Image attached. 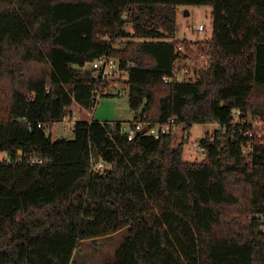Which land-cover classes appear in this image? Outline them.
Returning <instances> with one entry per match:
<instances>
[{
  "label": "trees",
  "instance_id": "trees-1",
  "mask_svg": "<svg viewBox=\"0 0 264 264\" xmlns=\"http://www.w3.org/2000/svg\"><path fill=\"white\" fill-rule=\"evenodd\" d=\"M180 4L213 6L197 49L210 61L169 82L192 43L176 39ZM106 54L145 121L184 124L177 146L173 132L130 140L118 120L54 134L74 102L95 106L101 80L86 65ZM235 109L264 117V0H0V264H74L83 241L124 227L107 264H264V221L251 217L264 214V140L243 152ZM214 122L205 158L185 160L192 126Z\"/></svg>",
  "mask_w": 264,
  "mask_h": 264
},
{
  "label": "rangeland",
  "instance_id": "rangeland-1",
  "mask_svg": "<svg viewBox=\"0 0 264 264\" xmlns=\"http://www.w3.org/2000/svg\"><path fill=\"white\" fill-rule=\"evenodd\" d=\"M212 11L213 6L206 4H180L177 6L178 27L176 38L180 41L186 39L192 42L190 48L183 46L184 50H180L179 60L176 62L182 73L181 77H183V75L185 76L183 78L184 80H188L189 78L197 79L200 75V69L208 67V65H205L203 54L197 52V49L200 41H206L211 38L213 31ZM199 24H204L206 26V31H198L196 27ZM126 28L127 30L133 31V23H128ZM166 39H171V37H166ZM86 68L92 69L91 64H87ZM121 90H125V92L118 94ZM104 92V95L99 97L98 102L92 109L84 108L77 102H74L68 109V123L65 119L55 123L54 134L57 137L74 139L75 122L78 120L90 121L92 118L102 122L118 120L128 125L129 122L135 118V115L142 111V108L138 111L131 108L129 103V91L123 81L117 80L109 82ZM111 92L112 94H107ZM67 124H70V127H67ZM220 127L221 125L218 122L194 124L190 129L189 140L185 144L184 159L187 161L203 160L206 156V152H204L199 145H195V142L199 144L198 140L200 138L201 142L203 138H212L216 130ZM49 132L50 130L47 129V133ZM187 135L188 133L184 128V124H177L173 130L174 146H177ZM7 157V154L0 153V161L5 160ZM128 234L129 228L124 227L106 236L86 239L75 252L73 263L107 264L113 261L116 258L119 247Z\"/></svg>",
  "mask_w": 264,
  "mask_h": 264
},
{
  "label": "built area",
  "instance_id": "built-area-1",
  "mask_svg": "<svg viewBox=\"0 0 264 264\" xmlns=\"http://www.w3.org/2000/svg\"><path fill=\"white\" fill-rule=\"evenodd\" d=\"M196 29L198 31H204L206 29V26L204 24H199ZM183 44H180L177 48L178 53L180 54V50L183 49ZM205 61L206 65H209V57L205 54L202 55ZM88 64H91L92 69L95 70L96 76L99 77L101 80V83L96 86V89L94 91V99L97 103L99 100V97L104 95L105 89H107V86L104 87L105 82H111V81H127L128 79V71L121 67L120 60L116 57H113L111 55H101L94 59L93 61L89 62ZM182 73L180 71V68L176 64L174 73L172 75H166L164 76V79L166 81H183ZM193 80L192 78H189ZM188 79V80H189ZM126 84V83H125ZM128 91L129 86L126 84ZM125 90H121L118 92V94L124 93ZM112 94V93H111ZM96 105V104H95ZM68 116H66L64 119L68 123ZM234 117L235 122H239L243 125L247 124V129L245 130V136L247 137L246 140L242 143V149L243 152L246 155H251L256 141H263L264 140V117H259L257 119H253L251 116L244 117L242 116V112L240 109L234 110ZM76 123V122H75ZM219 123V122H218ZM220 124V123H219ZM177 123L174 119H170L166 122H149L145 121L142 116L141 112H138L136 117L133 118L129 122L128 125L124 124V122H121V132L126 135L130 140H132L134 137L139 135V132L144 130L141 134H147L151 135L154 138H160L162 135L173 132L175 126ZM221 125V124H220ZM41 126V124H39ZM67 127H70V124L66 125ZM199 144L195 142V145H199L201 149L206 152V147L203 146L201 142V138L198 140ZM5 160L10 159L7 157ZM29 164H45L48 162L47 159L43 157H36L31 156L26 160ZM97 166L96 169L98 171H102L106 168V164L104 162H96ZM260 217L264 221V214H254L251 215V217Z\"/></svg>",
  "mask_w": 264,
  "mask_h": 264
},
{
  "label": "water",
  "instance_id": "water-1",
  "mask_svg": "<svg viewBox=\"0 0 264 264\" xmlns=\"http://www.w3.org/2000/svg\"><path fill=\"white\" fill-rule=\"evenodd\" d=\"M143 132H144V130L140 131L139 134H141V133H143ZM95 155H96V156H95V162H99V161H100V157H99L98 153L96 152Z\"/></svg>",
  "mask_w": 264,
  "mask_h": 264
},
{
  "label": "bare ground",
  "instance_id": "bare-ground-1",
  "mask_svg": "<svg viewBox=\"0 0 264 264\" xmlns=\"http://www.w3.org/2000/svg\"><path fill=\"white\" fill-rule=\"evenodd\" d=\"M205 31H206V30H205ZM212 32H213V31H212ZM212 35H213V34H212ZM176 39H177V38H176ZM171 41H172V40H171ZM179 41H180V40H179ZM184 41H185V40H184ZM180 42H181V41H180ZM179 44H181V43H179ZM183 50H184V49H183ZM203 54H204V53H203ZM201 57H202V56H201ZM201 60H202V58H201ZM209 61H210V60H209ZM205 65H206V64H205ZM121 66H122V65H121ZM126 82H127V81H126ZM126 82H125V83H126ZM128 86H129V85H128ZM117 92H118V91H117ZM129 92H130V91H129ZM111 93H112V92H111ZM111 93H110V94H111ZM107 94H108V93H107Z\"/></svg>",
  "mask_w": 264,
  "mask_h": 264
},
{
  "label": "crops",
  "instance_id": "crops-1",
  "mask_svg": "<svg viewBox=\"0 0 264 264\" xmlns=\"http://www.w3.org/2000/svg\"><path fill=\"white\" fill-rule=\"evenodd\" d=\"M73 104H74V103H73ZM73 104H72V105H73ZM136 115H137V114H136ZM136 115H135V116H136ZM92 119H93V118H92ZM5 154H6V153H5Z\"/></svg>",
  "mask_w": 264,
  "mask_h": 264
}]
</instances>
